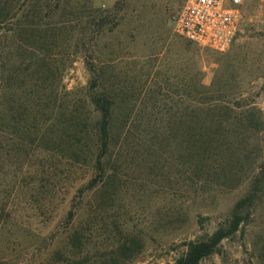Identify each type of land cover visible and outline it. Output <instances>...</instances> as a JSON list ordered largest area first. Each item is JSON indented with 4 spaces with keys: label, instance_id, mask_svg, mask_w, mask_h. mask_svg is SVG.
<instances>
[{
    "label": "rangeland",
    "instance_id": "obj_1",
    "mask_svg": "<svg viewBox=\"0 0 264 264\" xmlns=\"http://www.w3.org/2000/svg\"><path fill=\"white\" fill-rule=\"evenodd\" d=\"M32 1L0 25V264H175L252 191L239 231L202 264H264V0H245L226 51L177 31L185 0H89L87 22L78 0H52L31 28L61 26L45 49L54 70L35 81L16 36ZM30 89L36 129L12 118L32 121L18 104ZM98 92L114 101L103 178Z\"/></svg>",
    "mask_w": 264,
    "mask_h": 264
},
{
    "label": "trees",
    "instance_id": "obj_2",
    "mask_svg": "<svg viewBox=\"0 0 264 264\" xmlns=\"http://www.w3.org/2000/svg\"><path fill=\"white\" fill-rule=\"evenodd\" d=\"M52 0H34L32 1L31 7L27 10V12L23 13L22 15H25L24 22H22L23 25H20L18 27V30L16 32L17 39L20 41V46L25 47L28 49V57L31 62V64H27L26 68H24V72L26 71L27 76L30 75L31 81H35L34 78L35 75L39 74V72L46 73V72H53L54 70V64L52 63L51 56L46 54V50L49 47H54L58 43L59 36H57L56 30L60 29L61 26L56 27L52 25V27L49 29L48 34H39V37L34 33L36 30H33L31 27H34L38 24L36 21L37 17H41V12L43 8H46L49 12L53 11V7L51 4ZM67 0H55V5L57 7H60L64 2ZM79 4H77L76 7V19L77 21H86L91 15V8H89V3L86 0L84 4H80L82 0H78ZM27 0H0V25L3 23H6L8 20L12 19L16 16L17 11H20L22 7L26 5ZM52 31V32H51ZM48 32V31H43ZM51 32V33H50ZM35 35V36H34ZM34 39V43H31L30 40ZM39 40L41 41L39 43ZM36 43V44H35ZM32 44V45H31ZM37 46H33V45ZM9 44L6 45V49L3 53V57L5 62L9 59ZM4 47V48H5ZM31 52H30V51ZM37 66L38 69H34L33 66ZM20 72V75L23 73V69H18L14 76H18ZM36 80L38 79L35 78ZM32 83V82H31ZM32 85H38L36 83H32ZM9 88V86H8ZM6 87V89H8ZM19 88V87H18ZM33 91L35 89L32 87ZM32 89H30L29 93V100L25 102L18 103L20 104V108L24 106V104L27 107V111H31L33 113L32 121L27 123H24V121H27L28 118L20 115L12 116V118L15 121V124H18L22 128H38L39 125V118L37 117V114H41V108H42V101L34 95L32 92ZM6 91V90H5ZM3 97H5L6 103L9 102V95L4 93ZM20 100V99H19ZM90 102L95 105L97 110L100 112V120L98 121L97 126V140H98V146H99V153H98V160H97V166L98 169L101 171V178H103L106 168L103 164V159L106 157L111 143V135H112V114H113V105L114 101L104 92H98L94 93L91 96ZM14 103V102H13ZM25 108V106L23 107ZM15 109L17 108H11L7 107V113L11 114V112L15 113ZM26 109V108H25ZM24 109V110H25ZM18 111V110H16ZM25 113V112H24ZM24 115V114H23ZM6 119V115H5ZM7 123V122H6ZM256 191V190H255ZM256 197V193L252 191L247 196L242 198L237 202L235 205L234 211L231 215V218L227 225H221L218 227L212 234L208 235L205 238L197 239L193 242H191L187 248V250L176 260L175 264H202L203 260L214 254L216 252L217 247L227 238L231 237L235 233H237L241 227V224L243 222V210L247 207H249ZM72 213L70 214V217H72Z\"/></svg>",
    "mask_w": 264,
    "mask_h": 264
},
{
    "label": "built area",
    "instance_id": "obj_3",
    "mask_svg": "<svg viewBox=\"0 0 264 264\" xmlns=\"http://www.w3.org/2000/svg\"><path fill=\"white\" fill-rule=\"evenodd\" d=\"M245 0H185L176 20L177 31L188 41L226 51L243 24Z\"/></svg>",
    "mask_w": 264,
    "mask_h": 264
}]
</instances>
